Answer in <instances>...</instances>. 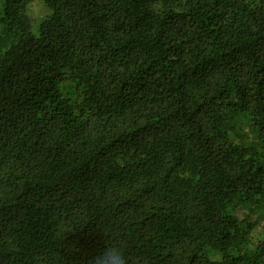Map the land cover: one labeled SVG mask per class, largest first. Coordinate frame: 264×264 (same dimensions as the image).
<instances>
[{
	"label": "trees",
	"instance_id": "trees-1",
	"mask_svg": "<svg viewBox=\"0 0 264 264\" xmlns=\"http://www.w3.org/2000/svg\"><path fill=\"white\" fill-rule=\"evenodd\" d=\"M34 1L0 14V264H264V0Z\"/></svg>",
	"mask_w": 264,
	"mask_h": 264
},
{
	"label": "clouds",
	"instance_id": "clouds-1",
	"mask_svg": "<svg viewBox=\"0 0 264 264\" xmlns=\"http://www.w3.org/2000/svg\"><path fill=\"white\" fill-rule=\"evenodd\" d=\"M90 264H128V260L122 246L119 243H114L102 253L94 256Z\"/></svg>",
	"mask_w": 264,
	"mask_h": 264
},
{
	"label": "rangeland",
	"instance_id": "rangeland-1",
	"mask_svg": "<svg viewBox=\"0 0 264 264\" xmlns=\"http://www.w3.org/2000/svg\"><path fill=\"white\" fill-rule=\"evenodd\" d=\"M3 8H4V0H0V14H1ZM46 9L47 8L45 7L43 1H41V0H35L30 7L31 13L34 16L39 17V18H41V16H43L46 13ZM245 212H247V209L245 207L240 208L238 210V214L241 217H243ZM255 213H256V217H257V221H258L257 230L258 231L263 230L264 229V206L260 207L258 209H255ZM256 217L254 216V218H256Z\"/></svg>",
	"mask_w": 264,
	"mask_h": 264
}]
</instances>
